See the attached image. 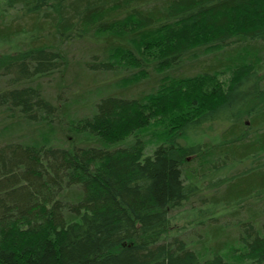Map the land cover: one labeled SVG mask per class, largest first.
<instances>
[{"label": "trees", "instance_id": "1", "mask_svg": "<svg viewBox=\"0 0 264 264\" xmlns=\"http://www.w3.org/2000/svg\"><path fill=\"white\" fill-rule=\"evenodd\" d=\"M82 43L122 95L71 117ZM0 264H264V0H0Z\"/></svg>", "mask_w": 264, "mask_h": 264}, {"label": "rangeland", "instance_id": "2", "mask_svg": "<svg viewBox=\"0 0 264 264\" xmlns=\"http://www.w3.org/2000/svg\"><path fill=\"white\" fill-rule=\"evenodd\" d=\"M75 46L76 44H74L73 48L71 49V53L73 54V58L75 60H73V63L70 67L68 80L65 79L64 81L60 82L58 79L59 76L57 77L54 75V77L45 80L44 87L46 90L51 92L50 97L52 98L56 96L59 89L63 91L62 96L65 101L70 97L72 102L76 105L72 108L71 117H75L77 115L82 116V114L89 116L94 112L96 103L99 102L100 99L107 97L109 94L117 90L116 86H118V82H111L110 78L107 79L106 72H102L98 68H91L85 64V61H92L91 58L95 53V49L90 47L91 50L87 51L89 44L86 43H82L77 47ZM125 73L121 75L126 76L127 72L125 71ZM122 76H120V78ZM69 87L70 89L68 90L67 88ZM77 88L80 89L79 94H76L75 92ZM145 89V84L142 87H131L127 90L126 95L137 96L141 92H144ZM219 128L222 130L223 127L219 126ZM55 129L57 132L60 131L59 127H56ZM27 132L28 131H25V133ZM59 133H61L62 136V132L60 131ZM63 145V147H65L69 144H67L66 141ZM150 149L151 148L149 146L147 152H149Z\"/></svg>", "mask_w": 264, "mask_h": 264}, {"label": "bare ground", "instance_id": "3", "mask_svg": "<svg viewBox=\"0 0 264 264\" xmlns=\"http://www.w3.org/2000/svg\"><path fill=\"white\" fill-rule=\"evenodd\" d=\"M149 21H151L152 22V20H149ZM133 29H135V28H133ZM100 35H102V36H104L105 35V32L103 31V32H100L99 33ZM101 36V37H102ZM42 37H45L44 36V34H43V36ZM42 37L40 38V36H39V38L38 39H42ZM101 37H98V38H101ZM134 39H132V40H134L135 41V43H139L140 42V40H139V35H137V34H135L134 33ZM131 40V41H132ZM142 43V42H141ZM144 43V42H143ZM135 45V44H134ZM102 48V47H101ZM100 47H97V49H96V51L98 52V57H97V60H96V63L97 64H106V63H109L108 65L109 66H113L114 65V63H117V59L119 58V56L120 55H122L123 53V49L122 48H119L118 50H116L117 48H111L110 49V45L108 46V49L110 50L108 53L107 52H105V50H103V49H101ZM134 49L135 50H137V48H136V46H134ZM124 52H125V50H124ZM115 70L116 69V66H114V67H112L111 68V70ZM116 71H118V72H120V70H117L116 69ZM112 75H113V73L112 72H110ZM144 85V84H143ZM143 85H141V84H139L137 87H142ZM117 87V90L115 91V92H112L111 94H109L108 96H107V98H112V97H115V98H120V95H122L121 94V92L119 91L120 90V86H116ZM43 92L46 94V98L47 97H49V98H51L50 96V91L49 90H46V89H43ZM49 92V93H48ZM75 92H76V94H79V92H80V89L79 88H77L76 90H75ZM36 95V94H35ZM37 96V95H36ZM49 98H47V100H49V101H51L52 102V100L51 99H49ZM106 98V99H107ZM103 99V98H102ZM44 101H47L46 99H43ZM101 100V99H100ZM99 100V101H100ZM53 103V102H52ZM60 111H57V109L53 106V107H51L50 108V110H49V119H50V121L49 122H51L52 120L54 121V120H56L57 122H58V120H57V118L59 119L60 117H62L61 119H66L67 118V115L66 116H63L62 115V113H59ZM86 115V114H85ZM62 121V120H61ZM62 124H63V126H64V122H61ZM56 124V122L54 121V125ZM70 125V124H69ZM69 125H66L65 127H67L68 129H67V131L69 130V131H72V129L73 128H75V127H71L70 128V126ZM13 129H15V128H13ZM48 128L45 130V131H43V132H48ZM64 133V132H63ZM41 137L42 136H38L37 137V141L39 140V139H41ZM54 140H55V143L58 145V146H64L63 144H64V138L61 136V133H56V134H54ZM65 147H67V146H65Z\"/></svg>", "mask_w": 264, "mask_h": 264}]
</instances>
